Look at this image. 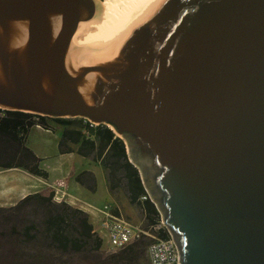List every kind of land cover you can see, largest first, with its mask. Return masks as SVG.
Returning a JSON list of instances; mask_svg holds the SVG:
<instances>
[{"label": "water", "instance_id": "95a60500", "mask_svg": "<svg viewBox=\"0 0 264 264\" xmlns=\"http://www.w3.org/2000/svg\"><path fill=\"white\" fill-rule=\"evenodd\" d=\"M95 12L0 0V110L110 127L179 264H264V0H161L76 62Z\"/></svg>", "mask_w": 264, "mask_h": 264}, {"label": "trees", "instance_id": "16d2710c", "mask_svg": "<svg viewBox=\"0 0 264 264\" xmlns=\"http://www.w3.org/2000/svg\"><path fill=\"white\" fill-rule=\"evenodd\" d=\"M30 113L0 110V169H22L29 174L46 179L45 171L38 168L39 160L25 147L24 135L32 126L44 129L45 119ZM37 119V120H36ZM64 126L58 143L61 154L77 153L104 169L109 190H122L130 205L138 206L151 227L160 221L155 205L144 196L145 188L138 169L128 162L124 142L105 125L89 128L79 120L82 132L74 128V119H52ZM71 127V128H70ZM56 185H59L58 183ZM54 189L47 187L25 196L15 205L0 207V264H49V252L60 254L99 252L103 242L93 231L88 215L66 203H54ZM160 239L168 238L166 229L157 232ZM4 244L9 248L4 252ZM150 240L143 237L125 249L109 256L117 264H148L146 250ZM37 249L31 255L24 249Z\"/></svg>", "mask_w": 264, "mask_h": 264}, {"label": "crops", "instance_id": "0c3cea01", "mask_svg": "<svg viewBox=\"0 0 264 264\" xmlns=\"http://www.w3.org/2000/svg\"><path fill=\"white\" fill-rule=\"evenodd\" d=\"M80 123L79 121L77 122ZM77 124V125H78ZM64 127V126H63ZM63 127L56 128L55 126H47L40 128L37 125L32 126L24 135V145L29 149L34 156L39 160L38 168L45 171L47 174L46 179L34 176L32 174L26 173L20 169H0V207L8 208L15 205L19 200L25 196L35 193L25 192L26 188L30 186L31 181L34 179L44 180L46 187L57 188L66 194L78 199L79 201L84 200L83 189L96 194L98 189V179L104 184L106 192L104 193L105 201L104 205H111L120 209L119 201L116 196L113 195V192L109 190L108 182L106 179V174L104 169L98 162H93L88 159H85L83 156L77 153V145H71L72 152L61 154L59 152L58 143L61 138V133L64 130ZM82 134L83 129L77 126ZM71 128V127H70ZM76 128V127H74ZM39 133L41 138L30 143V137L32 133ZM46 135H55L57 140V153L53 155H48V146L50 145L49 140L46 138ZM54 159L55 162L51 164L55 172L54 177L50 179L49 172L44 167V163L47 160ZM57 159V160H56ZM62 168L64 171H62ZM62 171V172H61ZM3 173H12L9 176L1 177ZM59 185H56V184ZM38 191V190H37ZM125 197L127 198L126 194ZM81 199V200H80ZM86 200V199H85ZM128 201V198H127ZM129 203V202H128ZM122 212L121 210H119ZM123 213V212H122ZM122 215V214H121ZM125 219L132 224L134 223L127 218L125 214ZM93 231L96 232L94 224H92Z\"/></svg>", "mask_w": 264, "mask_h": 264}, {"label": "built area", "instance_id": "2783aa9c", "mask_svg": "<svg viewBox=\"0 0 264 264\" xmlns=\"http://www.w3.org/2000/svg\"><path fill=\"white\" fill-rule=\"evenodd\" d=\"M80 120L83 125H88L89 128L97 126L89 122L87 119ZM37 126L43 128L40 125ZM53 189V201L55 203L63 202L75 207L85 212L88 217L93 219V221L98 224V230L94 232L98 235L102 242L105 243L108 251L119 252L134 241L146 237L150 240L146 250L148 264H179L178 248L170 233L164 227L161 217L157 224L148 228L133 226L123 218L117 207L104 205L98 208L91 205H85L83 202L66 194L65 192L54 187ZM147 198L150 199L149 195L146 193L140 198V200L144 201ZM163 229H166L168 234V238L166 239H160L157 237V232Z\"/></svg>", "mask_w": 264, "mask_h": 264}, {"label": "bare ground", "instance_id": "6f19581e", "mask_svg": "<svg viewBox=\"0 0 264 264\" xmlns=\"http://www.w3.org/2000/svg\"><path fill=\"white\" fill-rule=\"evenodd\" d=\"M160 1L95 0L94 17L79 23L68 45L74 52L76 62L87 63L99 58L112 41L140 26Z\"/></svg>", "mask_w": 264, "mask_h": 264}, {"label": "rangeland", "instance_id": "374dc122", "mask_svg": "<svg viewBox=\"0 0 264 264\" xmlns=\"http://www.w3.org/2000/svg\"><path fill=\"white\" fill-rule=\"evenodd\" d=\"M93 21V20H92ZM91 22V21H90ZM75 121H73V127L77 126V122L79 121L78 119H74ZM45 125L46 126H55L56 128L63 127L60 123L53 121L51 118H46L45 119ZM107 127V126H106ZM64 128V127H63ZM110 129V127H108ZM39 138H41V136L39 135V133L35 132L32 133V136L30 137V143L32 145V142L35 140H38ZM46 138L49 140L50 145L48 146V151L47 154L48 155H53L54 153H57V140L55 139L56 136L54 135H46ZM123 142H125L124 140H122ZM125 145V149H126V142L124 143ZM57 160V159H56ZM55 162V160L52 158L50 160H47L44 163V167L47 169V171L49 172L50 175V179L54 177V170L53 167H51V164ZM22 170V169H20ZM24 171V170H22ZM62 171H64V169L62 168ZM61 171V172H62ZM26 172V171H24ZM27 173V172H26ZM12 173H3L1 174V177H5V176H9ZM32 184H30V186H28L25 190V192H32L34 191L35 193L38 191H41L45 188H47L44 184L46 183V181L40 179H34L31 181ZM147 187V185H145ZM38 190V191H37ZM83 196L84 200H81V202H83L85 205H91V206H95V207H102L103 203L105 201V197H104V193L106 192L104 184L102 183V181H100L98 179V189L96 194H92L86 190L83 189ZM33 194V193H32ZM113 195L116 196V198L118 199L119 206L120 209L118 208V210H121L122 212H120L123 216V218L125 219V214L127 215V218H129V220H131L134 225L136 226H140V227H146V222L143 218L142 212L140 210V208L138 206H134V205H130L127 201V198L125 197V193L122 190H115L113 192ZM23 199V198H22ZM20 201V200H19ZM55 203V202H54ZM75 208V207H73ZM89 218V222L92 224L94 223L95 229L98 230V224L95 223V221H93V219ZM126 220V219H125ZM127 221V220H126ZM128 222V221H127ZM132 225V224H131ZM4 252H6L7 250H9V248L4 244ZM38 249V248H37ZM37 249H24L23 251L27 253V251H29V253L31 255H39L40 251ZM116 252H110L107 250L105 243H103L102 248L99 252H87V253H69V254H60L57 252H49L48 255H46V259L49 260V264H117L114 263L113 261H115L114 259H110L109 256L112 254H115ZM141 264H147L146 261L145 262H141Z\"/></svg>", "mask_w": 264, "mask_h": 264}]
</instances>
